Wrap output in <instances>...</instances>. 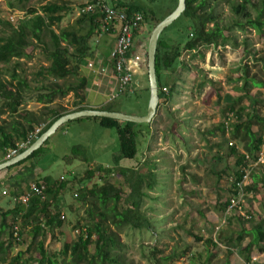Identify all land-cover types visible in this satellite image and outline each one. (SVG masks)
Masks as SVG:
<instances>
[{
    "label": "rangeland",
    "instance_id": "1",
    "mask_svg": "<svg viewBox=\"0 0 264 264\" xmlns=\"http://www.w3.org/2000/svg\"><path fill=\"white\" fill-rule=\"evenodd\" d=\"M47 1L69 8V13L55 27L56 30L71 26L84 2V0H29L23 7L16 0H0V35L5 31L7 21L15 24L16 19L22 18L26 9L39 8ZM154 5L162 16L174 3L172 0H156ZM206 5L205 9L208 10L211 6L220 25L224 26L223 39L215 46L210 45L197 51H182L180 56L182 64L177 60L174 68L166 74L168 87L165 91L166 98L158 101L152 121L141 125L146 133L145 138L138 136L136 155L132 159H121L118 164L145 174L144 183L140 186L141 191L146 193L142 197L141 209L150 223L148 228L133 229L128 225L114 227L104 222L109 230L117 234L119 246L115 250L120 260L126 264H250L245 261L243 246L251 236H245V239L239 242L237 235L241 229H249L260 222L264 214L261 204L257 203L259 198L263 200L264 197V186L260 185L262 179L251 185V175L263 168H255L247 182L258 189L257 194L253 192L254 189L246 190L245 212L250 218L238 216L235 210L225 215L219 202L223 203L229 199L230 192H227V188L236 169L234 164L236 155L230 153V143L236 144L239 152L243 149V144L234 139L231 128L226 131L222 124L230 113L226 110L227 104L239 96L244 95L242 103L247 102L250 94L264 100V85L259 87L260 89L250 83L243 86L241 79L242 69L247 65L249 75L254 76L256 81L262 80L264 83V35L260 36L251 29L244 32L234 26L229 27L232 13L225 0H207ZM251 13L254 15V12ZM180 27V33L186 34L185 21ZM150 32L151 28L142 24L140 32L136 34V41L144 42L147 46ZM175 32V28H170L164 35L173 38L176 36ZM106 35L108 34H104L103 37ZM245 38H248L247 47L243 44ZM90 44L93 49L97 46L93 39ZM26 52L27 56L19 60L20 67L17 71H24L30 84L36 85L31 79L33 72L40 67L55 65L47 60L38 44L36 47L28 46ZM200 52L204 53V57ZM12 66V63L0 65L1 79H9V69ZM144 73L142 77L136 75L138 79L144 78L142 87L132 83L131 90L118 94L110 101L108 100L114 93L117 82L115 85L114 83L107 85L105 77L103 79L100 74L95 76L94 87L103 86V91H107L106 103L95 109L108 106L128 115L145 114L147 92L142 91L144 90L142 88L149 85L147 69ZM171 84H174L173 91L169 89ZM91 88L93 87L89 88L87 96L93 94ZM245 91L248 92L247 95ZM36 94L37 91L29 93L19 109L35 114L45 111L43 104L36 102ZM75 100L73 94L69 93L63 99L50 103L49 107L57 108L64 114L69 113L77 108L73 104ZM87 101L88 103L83 102L82 105L87 107L92 104L90 99ZM260 109L263 108L259 105L258 110ZM3 119L7 120L8 116L0 112V124ZM49 119L50 117H47L43 124L34 127L31 140L37 137ZM235 120L233 115L232 121ZM38 129L40 131L35 133ZM74 146H79L83 150L82 156L81 152L75 156L72 152ZM40 148L33 173L29 174L27 180L42 182L41 178L49 175L54 180L63 178L66 188L57 200L60 214L63 215L60 226L52 230L44 227L36 241H42L55 264H68L58 252L63 243L70 242L80 235L85 219H89L90 203L79 197V188H89L95 182L108 181L119 187L123 196L129 192L128 182L117 174V168L114 169V173L105 177H102L101 171H97L98 167L111 166L114 163L113 157L119 150L118 134L115 128L102 127L92 117H81L62 124ZM9 152L11 151L8 150ZM16 169L7 170L6 174L13 175ZM88 169L96 170L94 177L90 180L84 179L81 184L77 183ZM18 170L24 169L18 167L17 173ZM151 172L154 173L155 181L152 188L147 185ZM74 176L76 177L73 184ZM127 176L130 182L134 179L130 172ZM26 184L28 183H22V190L19 188L18 192H23ZM3 189L6 193L0 191V204L5 206L9 203L12 208L18 201V196L12 195L13 187L10 185ZM74 193L77 196L73 195ZM47 197L51 199L50 196ZM91 211L94 213L96 209ZM7 221L9 225L14 223L11 215L7 217ZM19 228L22 234L18 249L24 251L32 239V233L30 227L21 221ZM9 230L8 228L0 235V239L5 236L6 240ZM209 240H212V243ZM34 247L35 245L29 254H26V257L31 255L33 258L31 264H37L35 260L39 259ZM93 248V244L90 245V249ZM153 250H156L155 254L151 253ZM13 252L14 250L8 251V256ZM255 252H257L255 248H252L249 253L251 261L252 258L262 255L259 251V254ZM53 254L56 257H52ZM4 262L5 257L0 254V264Z\"/></svg>",
    "mask_w": 264,
    "mask_h": 264
},
{
    "label": "trees",
    "instance_id": "2",
    "mask_svg": "<svg viewBox=\"0 0 264 264\" xmlns=\"http://www.w3.org/2000/svg\"><path fill=\"white\" fill-rule=\"evenodd\" d=\"M16 1L24 7V4L29 0ZM172 1L174 3L173 7L168 9L162 16L159 15L160 11L154 5L156 0H112L111 4L116 8H125L127 14L140 13L142 24H146L152 29L175 9L178 0ZM225 1L232 13V21L229 27L234 26L239 31L244 30V32L246 29H251L260 36L264 35V0ZM206 4L207 0H185L184 11L171 24L165 27L158 37L155 70L159 100L166 98V93L163 90V88H166V90L168 88L166 74L174 68L173 66L177 60L182 64L180 56L183 50L197 51L210 45L215 46L219 40L223 39L224 26L220 25L218 17L211 6L208 5L209 9H205L207 7ZM68 11L69 8L63 4L47 1L40 5L39 8L26 9L22 18L16 19L15 24L8 21L5 23V31L0 35V65L12 63L13 66L9 69V79L3 80L0 78V112L8 116V119H3L0 124V162L6 160L5 155L8 150L16 149L18 142L26 141L29 133L34 131V127L43 124L47 117H50V119L44 128L38 132L37 137L64 114L57 108H50V103L63 99L69 93H72L76 99L73 103L77 107L75 110L87 108L82 105L85 100V89L88 85L87 78L82 73V64L86 58L93 56L94 49L90 41L99 33L98 16L91 13H79L71 26L56 30L55 27L69 13ZM251 11L254 12V15ZM184 21L187 32L186 34H181L180 26ZM170 28H175L176 30V36L173 38H167L164 35V32ZM37 44L41 48V52L46 55L47 60L55 66L40 67L33 72L31 79L36 85H31L24 71L19 72L17 69L20 67L19 60L27 56L26 48L28 46L36 47ZM243 44L246 47L248 46V38L244 39ZM246 47L244 48L245 50ZM200 55L204 57V53L200 52ZM110 63L113 65L112 59H110ZM241 77L243 86L249 83L252 86H260L263 82L256 81L254 76L249 75L247 65L243 67ZM169 89L173 91L174 84H171ZM33 91H37L36 102L43 104L45 111H42L41 114L19 109L20 105L25 102L27 95ZM142 91L147 92L145 98L147 107L149 86ZM247 94L248 92L245 91V95ZM243 97L244 95L239 96L237 100L227 104L226 110L233 113L236 119L235 122L231 123L233 137L238 138V135L241 134L240 140L244 141L247 138L248 140L244 141L246 152L255 159L260 145L263 143L264 123L262 118H258L255 112L248 113L245 112L244 107L236 106V102H239ZM248 100L251 102L250 105L254 107L253 102H255V99L252 102V97L248 95ZM101 109L115 111L108 106ZM251 109L253 110V108ZM92 118L97 120L102 127L115 128L119 141L118 153L113 157L114 163L111 166L98 167L97 171H101L102 177H105L114 173V169L117 168V174L124 177V180L128 182L129 192L123 196L122 190L108 181L103 183L95 182L89 188H79V197L88 200L90 203L89 219H85V224L82 226L84 228L81 229L80 235L70 242L63 243L58 253L68 264H126L120 260V256L115 250L119 246L117 234L113 230H109L104 222L114 227L128 225L133 229L148 228L150 225L141 209L142 197L146 193L141 191L140 186L144 183L145 174L139 173L132 168L118 166L121 159L134 158L137 153L138 136L145 138L146 131L141 126L143 123L136 124L105 117ZM255 124L258 125L257 130L252 128ZM36 138L32 139L31 143ZM40 149L38 148L25 159L6 168V170H12L22 167L24 170H18V173L16 172L14 176L10 175L0 179V185L5 182V184L13 187L12 195L18 196V199L22 193L18 192V189H21V184H29L31 182L27 180V177L33 173L36 157ZM229 149L231 154L236 155L234 162L236 169L233 172L230 186L227 188V192H230L231 195L235 193L236 183L242 177L240 166L243 164L244 155L239 153L233 145ZM22 150L19 149L18 151L21 152ZM72 152L75 156L80 155L78 152H81V156L83 154V150L79 146L72 147ZM95 171L88 169L77 183L81 184L84 179L90 180L94 177ZM128 172L134 177L131 182L129 181V176H127ZM75 177L72 180L73 184ZM251 177L253 178L254 175H251ZM41 180L42 182L36 180L32 182L37 184L41 182L45 185L44 199L39 195L33 194L26 205L18 200L8 210H3L0 207V235H3L8 228L10 229L7 232L5 242H0V252L5 257L4 264H31L33 258L31 255L26 257V254H29L33 245H35L34 249L39 255V259L35 260L37 264H43L44 262L55 264V260L53 261L50 258L42 241H36V238L41 235L44 227L52 230L60 226L61 214L57 200L59 196L63 195L66 183L63 178L54 180L49 175L43 176ZM28 184H26L25 190H27ZM147 185L150 188L155 185L153 172L150 173ZM245 188L246 190H253L250 185H246ZM73 195L77 196L75 193ZM47 196H50L51 199L49 200ZM228 203L229 199L223 203L219 202L222 212L225 211L224 209ZM91 209H96V212L92 213ZM9 215H11L13 222L18 217L21 223L30 227L32 233V239L26 249L24 251L19 250L10 256H8V250L12 245L13 223L8 224L7 217ZM263 224L264 219L252 225L249 229H241L237 235L239 242L243 241L245 236H251L243 247V252L246 254L244 257L245 261L250 262V264H264ZM20 231L19 234L21 236L22 233ZM196 239L199 240L200 238ZM209 242L212 243V240H209ZM92 244L93 250L90 249ZM252 248L257 251L255 253L259 254L260 252L262 255L251 261L249 253ZM154 251L156 250L151 253H154ZM52 257H56V255L53 254Z\"/></svg>",
    "mask_w": 264,
    "mask_h": 264
},
{
    "label": "built area",
    "instance_id": "3",
    "mask_svg": "<svg viewBox=\"0 0 264 264\" xmlns=\"http://www.w3.org/2000/svg\"><path fill=\"white\" fill-rule=\"evenodd\" d=\"M111 2L112 0H88L79 10V13L97 14L99 24L97 36L104 34H113L115 36V42L110 52V59L113 61L112 67L117 85L108 101L114 99V97L124 91L131 90L135 76L142 70L145 71L147 69L146 43L136 41V34L140 32L142 26L141 14L138 12L127 14L125 8L113 7ZM163 90L166 91V88H163ZM225 119L222 127L227 131L231 128L233 113H229ZM38 131L40 130L38 129L35 133ZM32 134L33 132L29 133L26 141L17 143L16 149L9 150L11 152L8 153L7 159L18 154L20 152L18 151L19 149L24 150L31 144ZM242 154L244 155L243 164L240 166L242 177L236 183V187L234 188L235 193H232L229 197L225 215L235 210L236 214L248 218L250 216L245 212V197L247 195L245 186L248 185L249 177L255 168H264V142L260 145L255 159L247 152H243ZM44 188L45 185L43 183L37 184L31 181L28 184L27 190L21 193L18 200L26 205L33 194L39 195L44 199ZM61 218H63V215H61ZM19 230V219L17 217L12 225L11 237L13 249L16 251L21 240ZM254 259L252 258V260Z\"/></svg>",
    "mask_w": 264,
    "mask_h": 264
},
{
    "label": "water",
    "instance_id": "4",
    "mask_svg": "<svg viewBox=\"0 0 264 264\" xmlns=\"http://www.w3.org/2000/svg\"><path fill=\"white\" fill-rule=\"evenodd\" d=\"M185 9V0H178L175 9L156 24L150 32L147 41V77L149 86V99L147 103L146 113L143 115H128L118 111H108L104 109L84 108L82 110H75L65 113L57 118L45 131H43L31 144L18 154L0 162V172L11 165L28 157L33 151L37 150L49 138V136L56 131L62 124L67 121L78 119L81 117H105L112 118L119 121L133 122V123H150L156 114L158 106V86L156 80L155 70V56L157 48V40L160 33L165 27L171 24Z\"/></svg>",
    "mask_w": 264,
    "mask_h": 264
},
{
    "label": "crops",
    "instance_id": "5",
    "mask_svg": "<svg viewBox=\"0 0 264 264\" xmlns=\"http://www.w3.org/2000/svg\"><path fill=\"white\" fill-rule=\"evenodd\" d=\"M86 1H88V0H84V2H82V3L84 4ZM101 36H96V37L93 38V40L95 42V45H97L96 48L93 50L94 51L93 56L86 58L85 61L82 64V73L84 74V76H86L87 81H88V85H87V87L85 89V99L86 100L84 102L88 103L87 100L90 99L91 103L93 104L92 105L90 103L91 105L87 106V108L88 107H90V108H98V107H101L102 104L106 103L105 96H107V91L106 92L103 91L104 90L103 86L94 87V83H95V80H96L94 78L95 76H99V74H100V75L103 76V79L105 77V81H108L107 85L109 83H112V84L114 83V85H115V83H116V80H115L116 77H115V74L113 72L112 64L110 63V52H111L113 44L115 42V36L113 34H108V35H106L104 37H103V35H101ZM107 41H109V42L107 43ZM104 46H106V47H104ZM138 74L141 75V77L144 76V74H145L144 70H142ZM143 79L144 78H142V80H141L140 77L138 79L137 76H135L134 84L136 86H141L142 87L143 86ZM259 81H262V80H259ZM263 85H264V83L262 82V85L253 86V87H256V88L260 89L259 87H262ZM90 87H93V88H91V91L93 90V94L91 93L89 96H87V91L89 90ZM145 88L146 87H143L142 89H145ZM249 96L252 97V102L255 99V102H253L254 103V107H252L250 105L251 102L249 100H247L246 103H242L244 97L239 102H236V106L238 105V106L244 107L245 108V112H248V113L255 112V114L258 116V118H262V121L264 123V119H263L264 118V105H262L264 100L260 99L259 96H253L251 94ZM235 100H237V98ZM255 104H257V105H255ZM259 105H260L261 108H263V109H260V111L258 110L259 109ZM248 108H250V109L248 110ZM251 108H253V110ZM256 108H258V109H256ZM244 117H245V115H244ZM252 128H253V130H257L258 125L255 124V125L252 126ZM238 136L240 137L241 134H239ZM239 137L238 138L234 137L235 140H238V141H240L243 144V147H242L243 149H241L240 152L239 151L238 152L239 153L246 152L245 142L244 141H246L248 139L246 138L243 141V140H240ZM262 139H263V142H264V136H263ZM233 146H235V148L237 150H239L238 146L236 144L233 145ZM261 168H263V167H261ZM263 169H259L257 171H254L255 172L253 174L254 177L253 178L251 177V184L252 185H254L256 183V181L258 182V179H260V180L262 179V181H260L261 182L260 185L264 186V180H263L264 179V170ZM16 170L13 172V175L17 172ZM6 172H7V170H3V171L0 172V179H2V178L4 179L5 177L11 175V173L6 174ZM5 186H7V184H5V182L1 183V185H0V191L3 194L6 193L5 190L3 189ZM253 189H254L253 192H255L257 194L258 193V189L255 188V187ZM257 203L261 204L262 209L264 210V197H263V200H261V198H259V201ZM0 207L3 210L10 209L9 203H6L5 206L0 204ZM263 219H264V214L262 215V218L260 219V221H262ZM263 230H264V227H263ZM0 242H5V236L2 239H0ZM13 250H14L13 249V245H11V247H10V249L8 251L12 252ZM17 251H19V249ZM17 251L14 250L13 253H15ZM0 254H3V253L0 252Z\"/></svg>",
    "mask_w": 264,
    "mask_h": 264
}]
</instances>
